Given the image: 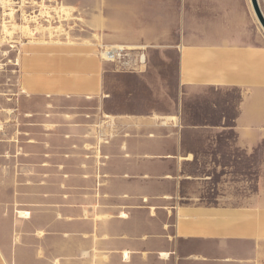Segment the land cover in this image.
<instances>
[{"label":"crops","instance_id":"1","mask_svg":"<svg viewBox=\"0 0 264 264\" xmlns=\"http://www.w3.org/2000/svg\"><path fill=\"white\" fill-rule=\"evenodd\" d=\"M106 9L112 44L102 49L145 53L131 72L150 64L166 76L162 63L175 62L183 96L170 110L102 103L90 142L81 122L61 127L65 141L83 134L89 146L77 150L97 149L88 163L64 146L41 160L27 149L21 167L18 150L0 149V264H264V27L253 0H107ZM102 49L27 54L23 92L109 103Z\"/></svg>","mask_w":264,"mask_h":264},{"label":"rangeland","instance_id":"2","mask_svg":"<svg viewBox=\"0 0 264 264\" xmlns=\"http://www.w3.org/2000/svg\"><path fill=\"white\" fill-rule=\"evenodd\" d=\"M106 4L107 0H0V149L18 150L17 157L14 156L20 158L21 167L27 166V149H37V160L47 156L42 149L64 146L71 148L69 159H83L87 163L97 159L99 153H93L96 149L76 147L89 146L81 139L85 134L90 142L91 134L86 128L90 130L91 124H95L102 103L105 109L170 110L183 96L175 62H169L167 67L162 63L160 70L166 76H160L154 68L151 70L150 64L143 72H131L142 68L136 70L134 66L105 61L101 69L103 94L111 95L106 104L99 97L46 98L23 92L20 75L27 54L62 46L70 53L78 50L87 56L90 50L96 53L102 49L103 43L112 44L108 42ZM74 122H81L85 133L71 132L72 136L65 141L60 128L66 132ZM5 155L11 159L12 153L9 150Z\"/></svg>","mask_w":264,"mask_h":264},{"label":"bare ground","instance_id":"3","mask_svg":"<svg viewBox=\"0 0 264 264\" xmlns=\"http://www.w3.org/2000/svg\"><path fill=\"white\" fill-rule=\"evenodd\" d=\"M123 48V47H120ZM101 56L106 60H117L122 59L126 61L124 58V52L122 49H118L115 47H105L101 51ZM20 216L21 217H30V211L27 210H20Z\"/></svg>","mask_w":264,"mask_h":264},{"label":"built area","instance_id":"4","mask_svg":"<svg viewBox=\"0 0 264 264\" xmlns=\"http://www.w3.org/2000/svg\"><path fill=\"white\" fill-rule=\"evenodd\" d=\"M124 58L128 59V61H129V64H127L125 66H134V68H136V69L138 67H140V69H141L147 65V57H146L145 53L139 54V56L137 58H132L131 56H129V53L124 52ZM111 62H117V60L111 61Z\"/></svg>","mask_w":264,"mask_h":264},{"label":"water","instance_id":"5","mask_svg":"<svg viewBox=\"0 0 264 264\" xmlns=\"http://www.w3.org/2000/svg\"><path fill=\"white\" fill-rule=\"evenodd\" d=\"M253 4H254L255 10L257 12V15H258V17L260 19V22H261V24L264 27V13H263V11L261 9L259 1L258 0H253Z\"/></svg>","mask_w":264,"mask_h":264}]
</instances>
